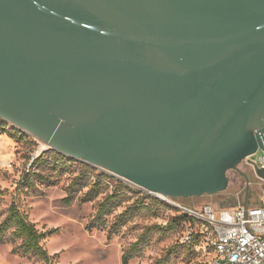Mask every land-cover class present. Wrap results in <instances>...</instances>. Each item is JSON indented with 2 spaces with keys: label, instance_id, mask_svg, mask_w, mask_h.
<instances>
[{
  "label": "water",
  "instance_id": "water-1",
  "mask_svg": "<svg viewBox=\"0 0 264 264\" xmlns=\"http://www.w3.org/2000/svg\"><path fill=\"white\" fill-rule=\"evenodd\" d=\"M0 118L162 201L264 179V0H0Z\"/></svg>",
  "mask_w": 264,
  "mask_h": 264
},
{
  "label": "rangeland",
  "instance_id": "rangeland-1",
  "mask_svg": "<svg viewBox=\"0 0 264 264\" xmlns=\"http://www.w3.org/2000/svg\"><path fill=\"white\" fill-rule=\"evenodd\" d=\"M262 154L264 152L259 151L255 157ZM85 164L88 163L49 148L30 133L0 118V190L4 193L0 203V222L15 201L29 220L40 231L46 232L43 244L53 255L54 264H122L124 251L138 239L145 227L166 225L164 223L172 216V210L154 201L148 192L131 185L140 193L128 192L115 214L134 204L139 197L150 206L138 212L111 239L108 234L114 215L108 217V223L102 228L88 230V223L95 216L100 202L112 192L113 186L87 202L81 199L88 188H82L72 203L67 204L64 199L75 177L85 170ZM91 167L94 168V178L104 172L93 165ZM227 177L228 185L221 192L176 199L189 207L211 204L217 209L263 203L264 183L247 159L230 169ZM108 180L116 183L111 178ZM179 237L176 229L164 233L153 229L145 248L129 264H155L160 259L164 264H203L201 255L188 253L179 245ZM0 264L41 262L14 254L11 244H0Z\"/></svg>",
  "mask_w": 264,
  "mask_h": 264
},
{
  "label": "trees",
  "instance_id": "trees-1",
  "mask_svg": "<svg viewBox=\"0 0 264 264\" xmlns=\"http://www.w3.org/2000/svg\"><path fill=\"white\" fill-rule=\"evenodd\" d=\"M93 169L91 165L85 164V170L75 177L70 186L69 194L65 197L64 201L67 204H71L77 191L82 190V188H88V191L81 201H91L96 199L106 188L112 185V192L108 193L100 202L95 216L87 225V229L90 231L95 228L100 229L108 223V217L114 215V221L110 226L108 234V238L111 239L114 235L118 234L123 226H125L138 212L144 209L146 210L150 204L147 205L146 201L143 199L140 200L141 198L139 197L138 201L134 204L126 207L122 212L115 214V211L123 205L125 195L130 191L133 192L138 190L127 182L107 172H102L94 178L92 173ZM109 178L116 181V183H110L108 180ZM138 192L140 193V191ZM3 195V191L0 190V203L2 202ZM152 198L157 203H162L167 206L161 199L154 196ZM184 220H189L185 214L172 215L167 218V224L164 226L155 224L150 227H145L138 239L124 251L122 264H129L131 259L139 255L147 245L153 229H158L163 233L176 229L180 236L183 231ZM45 238L46 232L40 231L36 224L29 220L28 215L20 209L19 205L15 201L12 202L6 216L0 222V244H11L14 254L36 259L41 262V264H54L53 255L43 244V239ZM179 243L188 253L197 254L192 244L180 242V240ZM155 264H164V261L160 259Z\"/></svg>",
  "mask_w": 264,
  "mask_h": 264
},
{
  "label": "built area",
  "instance_id": "built-area-1",
  "mask_svg": "<svg viewBox=\"0 0 264 264\" xmlns=\"http://www.w3.org/2000/svg\"><path fill=\"white\" fill-rule=\"evenodd\" d=\"M251 159L264 167V154ZM258 178L264 183V179ZM165 199L163 202L173 216L185 214L188 217L189 220L183 222L179 240L192 244L203 257V263L264 264V200L256 206L217 209L211 204L189 207L176 198Z\"/></svg>",
  "mask_w": 264,
  "mask_h": 264
}]
</instances>
